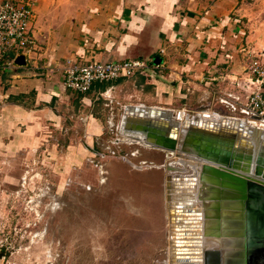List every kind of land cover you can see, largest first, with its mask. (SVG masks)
<instances>
[{
    "label": "crops",
    "instance_id": "crops-1",
    "mask_svg": "<svg viewBox=\"0 0 264 264\" xmlns=\"http://www.w3.org/2000/svg\"><path fill=\"white\" fill-rule=\"evenodd\" d=\"M31 4L34 47L25 65L0 74V153L33 149L66 117L71 124L83 123L82 137H94L104 129L94 107L107 95L141 94L152 99L149 106L176 111L221 96L237 104L239 99L246 101L253 89L247 54L257 51L264 38L256 40L261 33L253 31L255 21L246 15L255 7L264 9L259 0H32ZM131 58L148 62V68L94 83L82 93L63 84L67 59ZM194 190L192 209L195 201L203 209L196 198L197 185ZM205 202L208 206L213 201ZM225 202L219 203V231L235 234L241 219H247L251 228L260 227L259 212L241 218L240 206L225 207ZM200 219L193 223L215 224L201 212ZM192 233L199 231L194 228ZM230 258V264H236L237 255Z\"/></svg>",
    "mask_w": 264,
    "mask_h": 264
},
{
    "label": "rangeland",
    "instance_id": "rangeland-1",
    "mask_svg": "<svg viewBox=\"0 0 264 264\" xmlns=\"http://www.w3.org/2000/svg\"><path fill=\"white\" fill-rule=\"evenodd\" d=\"M259 3L264 8V0ZM247 14L255 21L253 31L261 33L256 40L264 38V9ZM262 42L256 52L264 50ZM221 97L175 112L193 116L209 103L204 118L217 117L220 108L231 117L255 120L240 111L247 96L239 99L236 111ZM102 99L94 108L104 129L94 137H82L83 123L71 124L66 117L33 149L0 153V264H169L165 176L195 175L199 160L131 142L129 132L120 129L124 106H149V97ZM196 182L191 181L185 197L192 198ZM54 201L58 205L52 207Z\"/></svg>",
    "mask_w": 264,
    "mask_h": 264
},
{
    "label": "water",
    "instance_id": "water-1",
    "mask_svg": "<svg viewBox=\"0 0 264 264\" xmlns=\"http://www.w3.org/2000/svg\"><path fill=\"white\" fill-rule=\"evenodd\" d=\"M15 62L25 65V55L17 56ZM209 107V103L199 106L196 108L197 113L209 110ZM215 110L226 117L206 120L196 118V113L194 117L185 118L180 123L173 119L171 109L127 105L122 128L133 134L143 133L142 141L131 138V142L166 150L176 157L188 155L199 160L197 175L190 178L198 180V199L202 201L203 217L215 219V224L208 225L205 221L201 237L200 234L196 237L190 234L193 239L198 237L195 242H191V246L189 242H182L181 239L190 237L185 231L192 230V226H187V223L198 222L200 210L185 212L180 201L175 204L178 210L172 205L169 191L181 178L166 174L165 207L171 254L169 264H230L233 262L230 258L232 254L237 255L236 264H264V133L259 128L253 129L242 121L229 118L230 115L223 109ZM250 117L262 119L257 115ZM85 146L96 154L104 155L87 144ZM162 167L172 169L170 164H163ZM205 188L208 192L203 191ZM209 199L213 202L207 206L205 201ZM222 200L237 201L242 212L241 218L244 214L249 216L259 212L260 227L251 228L247 219H241V227L235 234L219 231L216 222L220 225L219 203ZM202 237L219 241V248L205 244Z\"/></svg>",
    "mask_w": 264,
    "mask_h": 264
},
{
    "label": "built area",
    "instance_id": "built-area-1",
    "mask_svg": "<svg viewBox=\"0 0 264 264\" xmlns=\"http://www.w3.org/2000/svg\"><path fill=\"white\" fill-rule=\"evenodd\" d=\"M32 0H4L0 3V74L12 72L19 65L15 59L20 54L25 57L34 47L30 33L33 10ZM249 83L253 89L247 95V103L241 112L257 115L264 125V50L247 54ZM149 63L140 58L122 61H78L67 59L62 67L63 84L66 88L86 92L94 83L114 81L130 77L148 68ZM236 100V99H235ZM230 110L236 111L237 104L228 99H220Z\"/></svg>",
    "mask_w": 264,
    "mask_h": 264
},
{
    "label": "bare ground",
    "instance_id": "bare-ground-1",
    "mask_svg": "<svg viewBox=\"0 0 264 264\" xmlns=\"http://www.w3.org/2000/svg\"><path fill=\"white\" fill-rule=\"evenodd\" d=\"M144 105V104H143ZM173 111V110H172ZM207 112H209V111H207V110H205V111H202L201 112V115H194L196 118H201V119H206V120H220V119H222L223 118V116L224 115H220V114H218L217 115V117L216 116H214V115H212V118H204V116H206L207 114H205V113H207ZM210 113V112H209ZM125 115V114H124ZM124 115L122 116V119H124L123 117H124ZM186 115V114H185ZM185 115H184V111L183 110H179V111H177V112H175V111H173V114H172V116H173V119H175V120H177V121H179L180 123H182L183 122V120L185 119V118H187V119H190V118H192V117H194V116H189V115H187V117H185ZM202 115H204V116H202ZM214 116V117H213ZM181 117H183V120H179V118H181ZM210 117V116H209ZM224 117H226V116H224ZM229 118H232V119H237V120H239V121H242L244 124H246V125H249L250 127H252L253 129H256V128H259V129H261L262 131L261 132H263L264 133V125H260V126H258V124H256V121L255 120H244V119H238V118H235V117H229ZM121 126V125H120ZM120 129H122V126H121V128ZM123 130V129H122ZM123 132H126V131H124L123 130ZM182 134H183V132L181 133V136H182ZM129 137H132V138H134V139H143V133H136V134H133V133H131V132H129V135H128ZM194 161V160H193ZM188 162V161H187ZM197 175V172H196V174L195 175H192V176H196ZM190 176V175H189ZM188 177V176H187ZM186 177V179L184 178V177H180L181 179H178L177 180V182H175V184L176 185H172L171 186V188H170V191H169V194H170V201H171V203H172V205H174V206H176L175 204H176V202H179V203H181V204H183V209L182 210H185V212H190L191 210H192V203H191V195H189V196H184V192L185 191H187V192H190V187L189 186H191V181H193V180H195V179H193V178H190V177H188L187 178ZM183 180H185V181H183ZM196 183H195V185H197V190H196V198H197V200H199L198 199V189H199V184H198V180L196 179ZM181 186H183L182 188H180ZM177 188H180V189H177ZM183 196V197H182ZM184 199H186V200H184ZM200 201V200H199ZM58 205V203L56 202V201H54L53 203H52V207H55V206H57ZM195 205L197 206L196 208H194V209H199L200 210V212L202 213V209H200L201 207H200V204L198 203V202H196L195 201ZM225 207H229V208H231L232 206H239V204H238V202H236V201H227V202H225V205H224ZM177 207V206H176ZM177 210H178V207H177ZM168 215V214H167ZM186 216H187V214H186ZM189 216V215H188ZM200 219V218H199ZM204 220V219H203ZM199 221H201V219L199 220ZM198 223V222H197ZM187 226H192V230H194V228L195 229H197L198 231H199V233H192V230L191 229H189V230H187V231H189V233H186V234H188V236H190V237H188V239H186L185 240V238H183V239H181L182 240V242H189V246H191L192 245V243L191 242H195L196 240H197V238L196 239H194V241H192V240H190V238H191V235L190 234H194L193 236H197L198 234H200V237H201V234H202V231H203V229H204V221H203V226L200 224H197V226L195 225V223H193V222H188L187 223ZM191 231V232H190ZM201 240H202V238H201ZM205 244H208L209 246H211V247H213V248H217V247H215V245L217 244V243H219L217 240H215L214 238H207V237H205V238H203V240H202ZM185 262H186V260H185ZM186 264H189V263H186Z\"/></svg>",
    "mask_w": 264,
    "mask_h": 264
}]
</instances>
